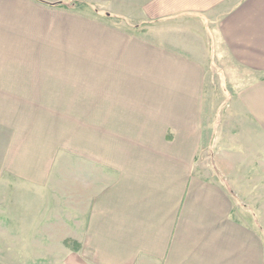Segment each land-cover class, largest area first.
<instances>
[{
    "label": "crops",
    "instance_id": "crops-1",
    "mask_svg": "<svg viewBox=\"0 0 264 264\" xmlns=\"http://www.w3.org/2000/svg\"><path fill=\"white\" fill-rule=\"evenodd\" d=\"M148 11L196 17L201 45L62 32L38 1L0 0V150L30 144L44 182L67 179L71 264H264V223L238 203L221 155L250 166L231 152H264V0ZM216 64L243 79L223 98L209 88ZM214 100L229 103L218 129L206 123Z\"/></svg>",
    "mask_w": 264,
    "mask_h": 264
},
{
    "label": "rangeland",
    "instance_id": "rangeland-1",
    "mask_svg": "<svg viewBox=\"0 0 264 264\" xmlns=\"http://www.w3.org/2000/svg\"><path fill=\"white\" fill-rule=\"evenodd\" d=\"M43 1L73 5V9L44 5L49 28L60 29L62 32L72 33V30L76 32L86 26L90 29L92 24L93 32L108 27L125 31L130 37L146 43L170 48L201 45V41L195 37L196 32H193L197 28L196 17L149 22L150 18L146 15L151 14L148 11L149 5L155 0ZM106 13L112 17H106ZM215 67L217 69L212 71L210 78L214 85L209 88L213 90L215 98H223V93L233 89L236 80L243 79L239 72L223 70L220 64ZM228 105L227 101L221 100L209 103L213 112L209 111L211 114L206 118L208 128L221 127L222 116ZM65 120L55 119L57 123L53 127L59 129L56 126L58 121H62L59 126L62 125L63 130ZM240 144L243 147L251 143L242 141ZM252 146L247 151L236 149L231 153H235L238 158L242 157L240 159L245 158L246 154V158H251L249 161L256 165L229 164L225 153L228 151H221V155L226 164L223 172L231 179L237 191L238 203L244 205L261 227L259 218L264 223V188L263 191H257L253 186H264V180L260 182V177L264 176V164L257 165L261 158L264 159V152L255 150L254 144ZM30 147L29 144L25 148H14L11 158H6L5 151L0 150V264H71L70 257L74 258L71 253L80 251L81 247L75 246L70 239L74 231L70 229L67 179L61 177L59 182L62 187L52 184L51 178L44 182V175H38V151Z\"/></svg>",
    "mask_w": 264,
    "mask_h": 264
},
{
    "label": "trees",
    "instance_id": "trees-1",
    "mask_svg": "<svg viewBox=\"0 0 264 264\" xmlns=\"http://www.w3.org/2000/svg\"><path fill=\"white\" fill-rule=\"evenodd\" d=\"M36 1H38L39 3H41V4H43V5H47V6H51V7H65V8H67V9H73L72 8V4H65V3H63V2H59V3H54V4H50V3H46V2H44L43 0H36ZM105 16L106 17H112L110 14H108V13H106L105 14ZM153 22V21H152Z\"/></svg>",
    "mask_w": 264,
    "mask_h": 264
}]
</instances>
